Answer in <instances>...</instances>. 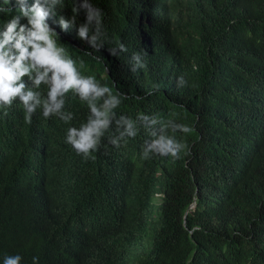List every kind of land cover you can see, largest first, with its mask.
<instances>
[{"label":"trees","instance_id":"1","mask_svg":"<svg viewBox=\"0 0 264 264\" xmlns=\"http://www.w3.org/2000/svg\"><path fill=\"white\" fill-rule=\"evenodd\" d=\"M166 55L135 62L62 33L73 59L122 94L115 111L174 119L178 158L141 159L143 129L91 157L66 126L0 117V258L21 264H264V0H141ZM136 0H105L114 37H132ZM78 46V47H77ZM109 69V75L105 72ZM183 76L182 88L175 85ZM117 82V86L112 81ZM177 84V83H176ZM126 95V96H125ZM78 124L85 113L66 94Z\"/></svg>","mask_w":264,"mask_h":264},{"label":"clouds","instance_id":"2","mask_svg":"<svg viewBox=\"0 0 264 264\" xmlns=\"http://www.w3.org/2000/svg\"><path fill=\"white\" fill-rule=\"evenodd\" d=\"M132 12V37H114L115 22L105 0H0V117L14 111L22 112L25 123L33 114L47 120L57 119L66 129L63 142L77 155L91 157L107 138L116 147L141 129L147 134L141 159L150 157L178 158L186 145L175 133H187L190 128L174 119L137 112L135 118L117 115L122 94L94 75L85 74L83 60L79 62L66 51L62 33L93 55L105 48L113 57L126 53L135 64L131 70L145 64L159 63L166 55L155 46L147 27V4L136 0ZM109 75V69L105 67ZM113 85H118L115 80ZM177 83V84H176ZM175 85L182 88L183 76ZM66 94L79 100L85 115L73 124L74 113L65 108ZM126 96V95H125ZM19 254L4 255L0 264H21ZM38 264V257H32Z\"/></svg>","mask_w":264,"mask_h":264}]
</instances>
